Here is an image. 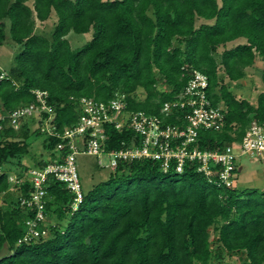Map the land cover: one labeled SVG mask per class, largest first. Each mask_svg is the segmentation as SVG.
<instances>
[{"label": "trees", "instance_id": "16d2710c", "mask_svg": "<svg viewBox=\"0 0 264 264\" xmlns=\"http://www.w3.org/2000/svg\"><path fill=\"white\" fill-rule=\"evenodd\" d=\"M52 12L50 36L35 32V20ZM6 20L20 49L5 71L0 68L3 113L35 102L33 89L41 88L55 107L58 128L75 122L74 98L80 95L107 100L123 93L127 109L159 114L198 70L207 75L211 103L221 102L223 113L219 128L198 130L199 147L237 144L253 121L264 120V90L253 103L224 81L243 78L259 58L264 84V0H0V42ZM70 30L92 33L72 47L65 36ZM242 36L245 41L222 49L218 62L217 48ZM157 74L167 87H158ZM173 115L168 122H175ZM33 121L30 116L16 129L6 116L0 119V168L7 160L21 162ZM107 133L110 149L133 134L113 126ZM58 141L43 136L45 152ZM196 164L186 161L178 172L175 159L166 169L158 159L120 160L84 191L75 209L72 193L50 175L38 220L46 231L26 240L25 219L35 216L36 207L20 204L19 193L9 190L7 170H1L0 264H219L211 225L220 249L244 251L246 264H264V190L209 180ZM20 186L26 195L29 182Z\"/></svg>", "mask_w": 264, "mask_h": 264}, {"label": "built area", "instance_id": "2783aa9c", "mask_svg": "<svg viewBox=\"0 0 264 264\" xmlns=\"http://www.w3.org/2000/svg\"><path fill=\"white\" fill-rule=\"evenodd\" d=\"M5 72L3 71L1 76ZM207 75L194 71L183 89L173 100L164 101L160 113H148L143 109H127L125 95L117 93L107 100L80 95L75 99L78 117L75 122L61 128L53 120L56 110L48 101L45 89L34 88L35 102L18 105L8 113H0V119L7 117L8 123L19 128L22 121L34 117L35 127L43 136H56L59 141L46 151L42 165H31L21 176H16L13 185L19 193L23 206L36 207L35 216L25 219L26 232L23 239L31 235L44 234L38 220L43 219L44 197L47 192L48 176L61 181L72 193L73 209L81 202L82 188L77 168V154L94 155L102 164L101 156H108V165L114 168L120 160L152 158L161 161L164 169L175 159V169L180 172L186 161L196 162V169L209 180L232 185L235 179L237 158L241 155H261L264 152V120L253 121L237 144L227 143L222 148H201L196 143L201 127L219 128L222 124V106L213 105L206 87ZM181 109L173 115L174 110ZM174 116L175 122H168ZM107 126L121 130L123 127L133 134L121 140L118 148H107ZM1 129V122H0ZM29 182L27 194H23L20 184Z\"/></svg>", "mask_w": 264, "mask_h": 264}, {"label": "rangeland", "instance_id": "374dc122", "mask_svg": "<svg viewBox=\"0 0 264 264\" xmlns=\"http://www.w3.org/2000/svg\"><path fill=\"white\" fill-rule=\"evenodd\" d=\"M31 2V1H30ZM56 20V15L54 12L50 14V16L45 20H35L34 30L35 32L42 33L46 36H50L51 31L54 26V22ZM6 37L0 42V67L2 69H7L9 65L12 63L14 54L20 49V44L11 39L8 28V20H6ZM92 31L86 32H75L70 30L65 36L69 40L72 47L79 46L87 41L91 37ZM245 41V37H238L234 40L228 41L224 45H220L217 48V51L214 52L217 61L220 60V54L224 47H230L238 42ZM261 61L259 58L255 61V63L251 66L246 67V75L236 81H229V79L225 76L224 81L227 82L231 88V90L237 96L247 97L251 102H256L257 92L261 89L260 86H264L263 82L260 78V70H261ZM222 72V70H220ZM158 82L157 85L160 88L167 87L166 84L163 83L162 77L157 74ZM264 90V89H263ZM136 94L138 97H143L145 91L138 87L136 90ZM220 105L222 103L220 102ZM0 113H3L2 106L0 103ZM30 127V135L27 138V153H25L20 159L21 162H17L14 160L5 161L1 168L7 170L8 174L12 179H16V176H21L24 170L36 164L38 159L45 158L47 156L45 152V148L43 146V135L37 132L35 127V122L29 123ZM18 138V137H17ZM102 164L98 163L97 157L94 155L87 154H77V168L79 172L80 182L83 190H87L91 188L96 182L103 180L109 176V172L111 168L108 165V156H101ZM237 176L234 181V185L237 188H245V187H257L258 189L264 190V152L261 155H241L237 158ZM18 175V173H20ZM23 172V173H22ZM13 180H9V184H13ZM9 190L12 191V195L14 192H18L16 185H13L11 189L9 186ZM15 196V195H14ZM4 194L0 192V205L5 206L4 201L2 200ZM217 224V223H216ZM215 225H211L209 227L210 230V239L211 246L214 250H216L215 260H219V264H246V255L244 251H235V252H227L223 249H220L215 240L217 230L214 227ZM2 252H7L6 248L2 249Z\"/></svg>", "mask_w": 264, "mask_h": 264}, {"label": "crops", "instance_id": "0c3cea01", "mask_svg": "<svg viewBox=\"0 0 264 264\" xmlns=\"http://www.w3.org/2000/svg\"><path fill=\"white\" fill-rule=\"evenodd\" d=\"M233 40H234V39H233ZM259 61H260V60H259ZM260 66H261V65H260ZM0 68H2V67H0ZM4 71H5V70H4ZM263 85H264V84H263ZM259 89L263 90V89H264V86H263V87H262V86H260V88H259ZM261 90H260V91H261ZM258 92H259V91H258ZM258 92H257V93H258ZM2 170H5V169H2Z\"/></svg>", "mask_w": 264, "mask_h": 264}, {"label": "clouds", "instance_id": "9594fccd", "mask_svg": "<svg viewBox=\"0 0 264 264\" xmlns=\"http://www.w3.org/2000/svg\"><path fill=\"white\" fill-rule=\"evenodd\" d=\"M8 177H9V174H8Z\"/></svg>", "mask_w": 264, "mask_h": 264}]
</instances>
